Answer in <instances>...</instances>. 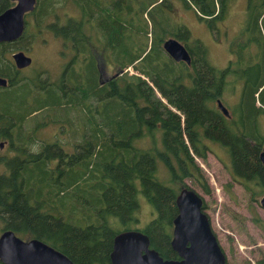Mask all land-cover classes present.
Wrapping results in <instances>:
<instances>
[{"label":"trees","instance_id":"trees-1","mask_svg":"<svg viewBox=\"0 0 264 264\" xmlns=\"http://www.w3.org/2000/svg\"><path fill=\"white\" fill-rule=\"evenodd\" d=\"M61 1L73 6L74 15L48 25L54 36L73 43L78 35L76 3L80 1L87 8L96 3L99 8L95 15H87L97 26L100 48L96 50L102 51L110 63H118L120 69L131 66L136 74L122 73L99 86L92 66L94 54L84 45L87 66L75 73L82 90L78 120L86 125L80 136L91 137L94 142H84L78 152L64 155L57 175L45 172L44 166L47 160L61 157L57 154L46 158L23 157L20 148L25 144L17 143L16 158L7 162L6 172L0 176V232L11 229L23 240L39 239L74 264H110L108 255L115 233L138 229L134 213L138 197L142 196L152 206L154 215L140 231L147 235L149 247L159 256L176 259L169 239L178 189L158 180V162L171 181L175 172L176 181H180L190 176V172L198 171L192 155L203 158L207 143H217L225 146L230 178L243 187L247 200L254 202L264 195V165L258 159L264 137L257 127L258 117L264 116V0H247L242 29L246 38L241 43L242 47H248L249 41L255 42L259 56L256 60L262 73L242 81L238 108H232L231 116L224 120L225 139H221L219 132L222 115L215 101L224 100V92L236 80L223 81L221 72L206 59L204 47L182 23L176 24L170 14L171 0H159L155 5L158 0H124L123 4L112 0L110 9L105 0ZM177 1L212 30L218 28L232 0ZM57 2L38 0L34 11L36 25L53 11ZM6 6L7 0H0V12ZM154 7H159V11L153 12ZM161 7L166 15L162 16ZM143 14L152 23L149 29ZM27 24L28 21L13 43L17 49L31 45L28 40L20 42L26 37ZM88 32L82 30V34ZM169 36L188 51V65L174 62L163 52L161 43ZM8 69L9 64L0 54V73L7 74ZM69 73L71 77L72 67ZM12 75L13 72L9 76ZM31 82L18 76L14 87L18 96L17 137L26 135L23 120L32 111L40 108L32 117L36 125L45 120L48 106L49 110H56L52 107L57 105L73 108L71 99L61 102L56 88L48 87L44 93ZM70 84L74 86L73 78ZM65 121L70 123L68 119ZM143 138L148 145L141 144ZM198 179L203 193L208 194L207 185L202 178ZM223 187L229 193V183ZM248 208L252 223L264 232V222L252 207ZM227 264H264V253L253 262Z\"/></svg>","mask_w":264,"mask_h":264},{"label":"rangeland","instance_id":"rangeland-1","mask_svg":"<svg viewBox=\"0 0 264 264\" xmlns=\"http://www.w3.org/2000/svg\"><path fill=\"white\" fill-rule=\"evenodd\" d=\"M158 2L159 0L153 4H158ZM51 3L52 2H47L46 4ZM174 5L175 9H173V6H171L170 10L173 20L176 21V24L180 25V23H182L189 31L190 36L199 41L201 46H203L205 49L206 59L208 60L209 64L216 69H219V67L222 65L220 64L222 56L220 47L222 48V45L220 44H222L224 41L220 35L221 31H227L228 39L235 37V35H238L239 33H242L240 39L241 41L245 40L246 38L242 32L244 27V0L230 1L224 19L219 22L218 28H214L212 30H210L204 22L197 19L192 11L182 8L177 0L175 1ZM53 6L54 12L52 11L50 14H47V16L43 17L39 25H34L32 27L30 25V17L26 16V20L29 22V24H27V33L25 34L26 37L21 40L47 39L48 41H52V43L48 44V48H43L40 46L35 47V49L32 51L34 60V63L32 64L34 66L31 69L32 73H34L36 69L37 72L44 71L45 74L50 78H55V76L57 77L55 70L57 64H60L61 61L60 59L58 61L53 54V45H55L53 41L54 39L57 40L59 38L50 32L48 25L53 21L61 23L67 18L73 17L74 15V8L69 3L63 5L62 1L60 2V0H58V2ZM156 10L159 11V7L153 8V12ZM160 10L162 11V16L166 15L165 9L161 7ZM65 11H67V14L62 13ZM143 17L145 19L147 28L149 29V27H152L149 16L147 14H143ZM37 29H39V32ZM34 34L35 36L31 37ZM188 46L190 48L193 47L190 42L188 43ZM68 53H70V48L66 44L63 48V55L65 56ZM251 54L252 53H249V55ZM251 60H255V58L252 57ZM107 62H111V60L107 59ZM122 70L123 73H126L127 75L136 74L131 66L124 67ZM22 75L29 77L30 73L28 71H23ZM234 85L238 88L240 87V84L237 81L234 82ZM11 95L12 91L1 92L0 99L10 97ZM156 95L157 97L159 96L158 93H156ZM223 97V105L226 106L230 111L232 108L235 109L238 99V89H235L234 95L232 90L228 89ZM162 101L164 102L163 99ZM167 106L170 110L177 112L173 107L169 105ZM51 113L59 119L70 120V124H66V128L70 131L75 129L78 131L86 130V125L79 123L77 111L74 117L73 108L66 107L64 108V112L54 110ZM28 118L27 120L29 121H25V126H30V129L31 125H33L31 122L33 118ZM257 127L261 136L264 137L263 115L258 117ZM38 129L39 130L35 131V135L43 136V138L48 137L54 130L51 126H46L44 128L41 127ZM155 138L157 140L156 134ZM142 143L144 146L149 144V142H146L144 138L143 141H141V144ZM207 146L208 148L206 149L203 158H199L194 155H192V157L202 179L204 180V183L207 185L209 193L204 194L200 186L190 178L183 177L180 181L194 190L202 198V201L205 205L204 212L208 217L210 228L225 255L226 262L238 263L243 260L253 262L260 254L264 253V232H262L252 223L251 214L248 207H252L259 218L264 222V210L258 205V199L261 196L257 198V201L249 202L243 187L232 181L230 178L228 173L229 157L225 148L217 143H207ZM0 155L2 156L0 158L1 173L3 172L1 162L3 159L9 158L10 155L8 150L3 145L0 149ZM28 163H31V161ZM175 175L177 177L176 172ZM156 177L163 184L172 188H177L174 182L171 181L170 175L159 162L157 163ZM228 183L229 193H227L223 187ZM230 195L233 196V198H230ZM153 215L154 211L152 210V206L142 196H139L138 205L134 213V216L137 219L134 223L135 228L141 229L144 227ZM1 224L2 223L0 221V229ZM54 228H56V226ZM17 236L20 237V235Z\"/></svg>","mask_w":264,"mask_h":264},{"label":"flooded vegetation","instance_id":"flooded-vegetation-1","mask_svg":"<svg viewBox=\"0 0 264 264\" xmlns=\"http://www.w3.org/2000/svg\"><path fill=\"white\" fill-rule=\"evenodd\" d=\"M121 3H124V0H120ZM112 0H105V5L110 9L112 7ZM247 1L244 0V4L246 5ZM14 4V2L7 0V6L3 9H7L11 7ZM38 5V0H35V6L32 9V11L26 12L24 14V26L27 23L26 16L30 17V25L33 27L36 25L35 17H34V11L36 10ZM244 5V15H245V8ZM77 15L75 16V26L76 30H78L77 39L70 43L67 40H61V39H54L53 49H54V56L59 61L56 66L55 73H57V77H49L45 74L44 71H38L35 70L34 73L31 72L32 67L34 66L32 63H34L32 51L35 49L36 46H40L43 48H48V44L52 43V41H48L47 39H41V40H28L30 42H27L31 44L27 48L23 47L20 49H17L16 46H14L13 43H16L15 40L10 41H0V54L1 57L3 56V59L6 60V62L9 64V69L6 72L7 74L0 73V78L4 79L6 81L5 86H0V93L1 92H8L12 91V95L10 97H5L4 99H0V149L3 146L8 150L10 153L9 158H5L2 160V171L0 173V176L2 173L6 172L7 168V162L14 157L16 158V152L19 148L17 146V143L24 142V147L20 148L22 149V156L28 157L33 155H40L41 157H47L49 154H57V156L61 157V160L59 159H50L47 160L44 166L45 172H50V175H54L59 173V166L62 164L63 156L69 155L75 152H78L79 149H81V145L86 142L92 144L94 140H91V137L86 136H80L81 131L73 132L66 128V124L69 125V121L66 122L65 119H59L55 117L51 112L54 110H49L48 106L47 112L45 113V120L41 119L39 124L25 126L24 133L26 135L22 137H17V109H16V102H17V91L14 89L15 84L17 82L18 76L22 79H31L33 83L32 85H35L37 88H41V91L46 93V88H56V91L58 95L60 96L61 102H65V100H72L73 102V113L75 117V113L77 111V116L80 117L78 107L81 104V88L79 87V82L77 78L75 77V73H77L81 68L85 69V66L87 64V55H85V52L82 50L84 45L90 48V51L93 55L94 64L92 65L96 72V81L99 86H102L103 84H107L114 76L120 75L123 73V70L119 68V64L116 63H110L107 62L106 57L102 56V51H97L96 48H100L99 42H98V30L97 26H95L92 23L91 19L87 17V15L92 16L95 15L97 9L99 6L95 4H91L90 7L83 6L80 1H78L75 5ZM173 9H175L173 7ZM2 10V11H3ZM92 10L94 13H92ZM1 11V12H2ZM88 11L90 14H88ZM0 12V13H1ZM87 24V25H86ZM49 27V26H48ZM24 30V28H23ZM82 30L89 31L88 34H82ZM51 32V31H50ZM52 33V32H51ZM223 38L221 52V62L222 64L219 67V71L221 72L222 80L225 81V79H233L239 82L240 86L242 85V81L246 79L247 77H255L259 76L261 71V66H258L256 58L259 57L257 55V46L255 42L249 41L248 47H242L241 43L244 40H240L242 33H239L238 35H235V37H232L231 39H228L227 31L222 30L220 34ZM168 38V37H166ZM164 38V39H166ZM163 39V40H164ZM22 42V41H20ZM229 43V44H228ZM68 45L70 48V53L63 55V48L65 45ZM21 51L25 56L30 58V63L27 66H24L22 68H17L12 60L11 55L14 52ZM249 53H252L249 55ZM254 57L255 60H251V58ZM188 65V64H186ZM257 69H255L256 67ZM73 68L72 76L70 77L71 73H69L70 68ZM42 69V68H41ZM43 70V69H42ZM23 71H28L30 73V76H24L22 75ZM13 72L12 76H9ZM19 73V74H17ZM81 73V72H80ZM79 73V74H80ZM79 76V75H78ZM73 78L74 86L72 87L70 84V80ZM238 89V99H237V105L235 108H238V100L240 96V87L238 88L234 84L230 87L232 90V93L234 95L235 89ZM71 93V94H70ZM226 91L224 92L225 95ZM68 94L69 97L67 96ZM223 94V92H222ZM223 96V95H222ZM222 103V101H221ZM223 105V103H222ZM4 107L3 111L1 107ZM58 106V107H57ZM53 106L52 108L56 107V110L64 112V106L57 105ZM224 106V105H223ZM227 110L228 115H223L221 111L219 110L220 115H222V120L219 124V132L221 133V139H225V127H224V120L227 117L231 116V111L224 106ZM8 108V110L6 109ZM40 108L32 111L31 113L27 114L24 121L27 120V118H32L34 115H36L39 112ZM237 117V116H236ZM28 118V119H29ZM29 121V120H27ZM31 121V120H30ZM32 122V121H31ZM46 126H51L54 130L53 132L46 138H43V136L35 135V131L39 130L38 128H44ZM231 130L228 132L230 133ZM29 133V135H27ZM19 139V140H18ZM223 146V145H220ZM225 148V146H223ZM264 148L261 149V151ZM226 150V148H225ZM260 151V152H261ZM259 152V153H260ZM259 155V154H258ZM2 156L0 155V158ZM219 158V157H218ZM8 159V160H7ZM220 159V158H219ZM30 161V160H29ZM191 166V165H190ZM229 167V166H228ZM196 176H195V175ZM190 172L187 178L192 179L196 182L197 185L201 188V181H199L198 178H202L199 171H196L195 173ZM198 176V178H197ZM177 177L175 175V179L173 180L175 186L178 189L181 188H188L186 184H184L181 181H176ZM203 180V179H202ZM204 181V180H203ZM176 192V194L178 193ZM201 198V197H200ZM201 211L204 212L205 205L201 198Z\"/></svg>","mask_w":264,"mask_h":264},{"label":"water","instance_id":"water-1","mask_svg":"<svg viewBox=\"0 0 264 264\" xmlns=\"http://www.w3.org/2000/svg\"><path fill=\"white\" fill-rule=\"evenodd\" d=\"M14 4L0 13V41L15 40L24 28V14L32 11L35 0H10ZM163 52L174 62L189 63V54L182 43L168 37L161 43ZM12 60L17 68L30 63L21 51L14 52ZM6 81L0 78V86ZM216 107L228 115L220 100ZM264 165V149L258 155ZM176 214L172 219L169 246L176 259H163L149 247L147 235L140 229L116 232L108 255L110 264H227L225 255L213 234L208 217L201 211V198L192 189L181 188L175 195ZM264 210V195L258 199ZM1 264H74L64 254L36 238L23 240L11 229L0 232Z\"/></svg>","mask_w":264,"mask_h":264},{"label":"crops","instance_id":"crops-1","mask_svg":"<svg viewBox=\"0 0 264 264\" xmlns=\"http://www.w3.org/2000/svg\"><path fill=\"white\" fill-rule=\"evenodd\" d=\"M172 2V6L175 8V5H174V3H175V1H171ZM174 2V3H173ZM245 5V4H244ZM244 5H243V7H244Z\"/></svg>","mask_w":264,"mask_h":264}]
</instances>
